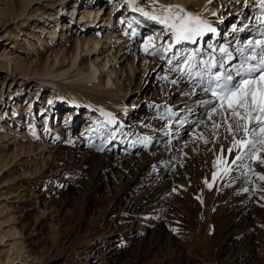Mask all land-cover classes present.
<instances>
[{"label":"rangeland","instance_id":"rangeland-1","mask_svg":"<svg viewBox=\"0 0 264 264\" xmlns=\"http://www.w3.org/2000/svg\"><path fill=\"white\" fill-rule=\"evenodd\" d=\"M48 1L51 0H0V54H2V50H7L8 57L15 58V61L24 64L25 68L37 69L50 62L54 56L52 49L48 45L47 47L42 46L43 44L39 42L40 37L50 41L49 33L46 34V37L41 33L40 25L43 16L40 13L42 10L37 11V8ZM71 1L66 0L65 3L60 4L59 10H63V14L69 15L70 18L75 16L78 19L80 8H76L75 13L72 14ZM254 1L251 0L245 5L249 12L258 8ZM76 2L79 3V0ZM116 2L107 7L108 12L101 17L103 22L110 17L108 14L112 13V23L115 25L118 23V17L122 14V10H125L127 4H121L118 10L112 11ZM79 4L81 6V3ZM25 7L27 9L22 14ZM226 11L229 15L223 26L224 30H219L214 40H219L220 37L222 40L228 31H238L241 24L244 32L242 38L248 40L250 32L258 24L248 22V17L239 13L238 10L234 12L227 9ZM32 13L34 15H31ZM102 13H104V9ZM104 17L105 19H103ZM112 17L109 19L111 20ZM109 19L107 20L109 21ZM127 19L124 18L121 22L122 26L118 27L121 29V33L125 29ZM7 26H9L8 33L4 30ZM146 28V31H142L143 35L141 34L138 39L141 47L146 43L145 36L154 29L149 25H146ZM128 34L129 32L125 31L124 36H128ZM212 34L214 33H207L204 44H210L208 41L213 38ZM254 36H257L256 32H254ZM171 37L172 35L169 34L162 39L161 51L168 47L166 44ZM238 40L233 37V43ZM62 45L63 43L55 45V49ZM67 46L72 47V43L66 45V48H68ZM141 47L137 63L141 67L148 66V73L145 72L142 81V75H140L143 73L142 70L135 75L133 82L128 84L129 79L126 80L127 82L125 81V85L128 88L130 86L128 103L133 99L138 101L131 109H128L130 113L127 112L129 114L124 124L126 127H132L134 132L140 130L142 125L143 127L153 125L157 133L150 138L149 142L139 139L134 143L132 140L131 147H129L130 144L121 146L113 143L103 147L102 144L97 143V135H92L95 132H90V136H86L88 131H82L83 123L95 120L93 115L87 114L86 109L83 108L77 113L81 121L75 125V128L65 127L64 130L59 131L61 136L56 140L55 146L49 147L47 151L26 146L24 152L35 150V153H40L36 156H19L18 165H14V168L6 171L5 180L1 177L0 182L11 177L16 179L15 184L11 183L6 186L0 184V191L5 193V190H8L5 194L11 193L8 197L12 201V211L14 210L13 213L17 217L16 226L22 232V237L19 239L22 240L20 246H23L25 250L21 257H24L25 260L19 264H203L202 259L205 256L203 245L204 242L209 241L207 238L209 234L200 213L201 199H203L201 188L207 187L214 175L212 173L211 179L207 170V166L210 165L207 159L209 145L204 141L205 138L203 137L198 149H193V143L202 137L201 135L204 136L205 130L212 124V118L209 120L211 112L195 107L197 104L194 101L188 102L190 112L187 115L184 114L183 118L180 115L162 112L160 106L166 105L170 99L166 97V94L180 91L178 83L182 77L181 69H179L181 63L175 64L169 59L159 62L154 59L148 61L147 55L141 54ZM189 52L190 50L187 49L182 55L184 56L182 60L187 58ZM4 60L0 61V100L8 104L12 98L9 93L15 90L20 79L14 76L16 71L9 74L15 67L13 66L14 62L8 64ZM154 66L156 67L154 68ZM129 76L127 75V77ZM13 78H15L14 81H12ZM16 80H18L17 83H15ZM140 82L141 84H139ZM13 86L15 87L13 88ZM43 90L44 87L39 92L36 81H32L29 85H23V94L18 95L19 99H17L23 109L20 108L19 112L24 113L20 118L21 123H17L14 119H8L7 109L10 104L3 112L4 115L6 114L5 116L1 113L4 105L0 108V134L2 132L11 134L8 137L10 142H4L9 145L7 147L0 146V155L6 152L11 157L15 156L14 150L19 148L20 144L12 141L14 139L19 141L22 134H18L22 132L28 136L33 134L29 140L25 141L26 144L32 143L36 145L34 147H37L42 143L43 140L36 136L34 127L37 126L38 135L43 134L44 137V132L47 133L43 121L48 115L45 102L48 100L51 89ZM174 96L175 98L179 97V95ZM181 102L180 100L174 102L172 107L178 108ZM205 106L206 104L201 103L203 109ZM12 109L11 106L9 110L12 111ZM65 111L66 107L59 114H49L48 120L51 121V128L60 124V120L65 117ZM86 116L87 119H84L83 117ZM32 121L33 125L30 126ZM3 123L6 125L4 126ZM110 125L109 128H111ZM167 127H171L170 130L175 128V133L177 132L179 135L167 141L169 138ZM49 133L54 134L55 132L49 131ZM161 133L163 134L160 136ZM12 135H16V138ZM78 138L83 139L80 141L81 143ZM88 140L91 141V146H88ZM48 141L50 142L52 139H48ZM87 155H89V159L96 158L88 160ZM100 155L104 156L101 162L97 158ZM161 155L164 159L163 166L155 167L151 171H142L143 162ZM3 161L4 158L0 156V163ZM37 169L39 171L34 173V170ZM249 170L251 171L250 167ZM3 172L4 170L0 174ZM28 172L33 174L29 176ZM99 172L106 176L105 179L101 178L102 181L97 182ZM219 174H221V170ZM232 176L230 174L228 178ZM130 179L131 186H128L127 191H122V184ZM241 181H243V175L237 177L235 185L229 186L223 196L228 197L232 190L236 189L235 187L240 186ZM148 196L152 199L156 198L151 206L147 204L149 200L145 199ZM132 203L136 205L134 206ZM229 203L228 201L218 207L227 206ZM255 205L256 203L245 208L240 227L247 225L246 234L252 233V236L258 239L262 227L259 228V232L253 230V227L257 225L256 221L260 216H264V205L257 204L256 209ZM103 212H105L104 219L98 220L99 222L96 224V218ZM79 222L82 225L77 231L76 224ZM93 226H95L97 236H106L110 240L92 244L84 242V237L90 233ZM210 232L212 235L214 234L212 231ZM120 233L124 234L120 235ZM166 233L178 240L177 246H171L168 243L169 239L167 241ZM196 233L199 234L198 237H196ZM229 237L227 245L224 241H219L226 248L222 250V253H217L218 264H236L235 261L231 262L233 259L232 248L235 243L232 239L233 233ZM263 237L264 234L257 240L256 247L250 252L249 260H251L247 264H256L254 258L257 253H264ZM244 239L242 238V240ZM59 249L62 250L59 251Z\"/></svg>","mask_w":264,"mask_h":264},{"label":"bare ground","instance_id":"bare-ground-1","mask_svg":"<svg viewBox=\"0 0 264 264\" xmlns=\"http://www.w3.org/2000/svg\"><path fill=\"white\" fill-rule=\"evenodd\" d=\"M111 1L112 0H79V3H81L80 6L76 0H72V14L75 13L77 6L80 7V17L78 19H76L75 16L72 18L68 17L69 15L65 16L59 10L60 4L65 3L66 0H51L43 6L37 8V11L42 10L40 14L43 16L40 31L45 37L46 34L49 33L50 37V41H46L44 38L40 37L39 42L40 44H43L42 46L47 47L48 45V47L52 49V55H54L50 62L45 66H39L37 69L25 68L24 64H20L19 61H15V58L11 59V57H8L9 52L6 53L7 50H2L3 52L0 54V61L2 62L3 59H5L8 64L14 62L13 66L15 67L12 69V72H9V74L16 71L14 76L20 79L15 90L9 93L12 98L8 101V104L7 102H1L0 100V108L4 105L1 111L2 114L10 104L7 109V116L9 118L6 116V119H14L17 123H21L20 118L23 117L24 113L21 111L19 112L21 106L17 99H19L18 95L20 96L23 94V85H29L32 81H36V85L39 87V92L41 88L44 87L43 91L51 89V93L48 96L47 102H45V105H47L46 111L48 115L43 121L45 122L44 124L46 125L47 133L45 134L44 132V137L42 136L43 134L38 135L37 126H33L36 136L43 140L42 143L37 145V147H34L36 145L32 143L26 144L25 141L29 140L33 134L28 136L24 132L19 133L18 135L22 134L20 140L18 141V139H14L12 141L13 143L20 144V147L14 150L15 156H9L6 152H4V150V153L0 155L4 158V161L0 163V173L4 170V172L0 174V180L1 177L4 178L6 171L12 167L14 168V165H18L19 156H36L40 153H35V150L24 152L26 146L29 148H37V150L42 149L41 151H44L45 149L47 151L49 147L55 146L57 142L56 140L61 136V132L59 131L64 130L65 127H70V129L75 128V125L81 121V118L77 116V113L83 108L86 109L87 114L90 116L93 115V119L95 120L94 122L90 120L89 123H83L82 131H88L86 136H90L91 133L95 132L92 135H97L96 141L97 143L102 144L103 147H107V145L109 146L112 143L114 145L121 146L130 143L133 144L135 140L139 139L149 142L150 138L156 135V128L153 125H148V127L146 125L143 127L142 125L141 128H139L140 130L134 132L132 127H126L124 124L125 119L130 113L128 109H131L138 101L137 99H133L130 103H128L127 98L129 97L128 92L130 91V86L128 88L127 85H125V81L129 79L128 84L129 82H133L135 75L140 73L141 70L143 71V73L140 74L142 75V77L140 76L142 81L148 68V66L141 67L137 63V59L140 57L139 49L141 47L138 39L142 34V31H146V25H149L150 28L154 27V29L147 34L149 37L146 40V43L141 47V54L145 53L148 61L154 59L159 62L163 59H169L175 64L181 63L179 69H181L180 75H182V77L178 83L180 91H175L174 94L168 92L166 94V97L170 98L168 103L162 107L160 106V110L162 112L165 111V113L180 115L181 118L184 117V114L187 115L190 112L188 110L189 101H194L197 104L195 107L201 108L203 111L210 110L211 112V105H206L205 109H203L201 107V103L202 101L215 100L211 95L202 90V86H198L197 78L200 76L195 75L196 69H199L201 72H206L209 62L212 63L213 59L216 58L218 64H220L221 60H223L224 66H226L227 70L235 71V68L239 67L241 63L240 53H238L236 49L247 45L249 40H252L253 42L257 39L264 40V36L256 31V28L264 26L260 25L255 19V17L260 14L259 5L257 4L258 8L252 10V12H249V9L247 10L245 8L246 3L251 0H155V3H153V0H135V5L144 8L147 12L157 15L159 14V5L179 6L192 12L193 14L200 15L201 19L207 20L211 26L216 29V32L212 34L213 38L208 41L210 42L208 45L204 44V40L208 32H205L203 37H197L195 43L190 41H181L180 43H176L174 35L170 30L165 28L164 25L159 24L158 22H153V20H149L142 16L138 11H134L131 0ZM115 1H117L115 4L116 6H113L112 11L118 10L121 4H127L125 10H122V14L118 17V23L116 25L112 23V13L108 14V16H110L109 18L112 17V19H105L104 17L103 19H105V22H103L104 20L102 21L101 17L108 12V10H106L107 7L112 6L111 4L115 3ZM27 7H25L22 11V14H24ZM103 9L104 13L101 14ZM227 9L231 11L233 10L234 12L238 10L239 13H243L248 17V22L258 24V26L250 32L251 35L248 40H243L242 38L244 34L242 24L239 26L238 31H228L222 40L221 37L219 40H214L217 32L221 29L224 30L223 26L226 24V17L229 15L226 11ZM31 15L34 14L32 13ZM124 18L128 19L126 26L124 27L125 29L121 33V29L118 27ZM107 19H109V21ZM8 27L9 26L4 29L7 33ZM241 28L242 30H240ZM125 31L129 32L128 36H124ZM254 32L257 33V36H254ZM169 34L172 35V37L166 44L168 47H166L167 49L165 48L164 51H161L160 45L161 42H163L162 39ZM233 37H236V39L239 40L233 43ZM56 43H63V45L55 49V45H57ZM66 43H72V47L67 46L68 48H66V45H68ZM146 45L147 50H145ZM171 45L175 47V50L172 53L170 52L169 47ZM41 48L43 49V47ZM221 48H226L228 52L231 53L232 58L229 59L227 54H222L220 52ZM187 49L190 50V52L187 55V58L182 60L184 57L182 55L185 54ZM257 51L259 50L257 49ZM248 54V52L245 53V55ZM157 56L161 57L158 58ZM188 57H191V59H188ZM251 63H255V61H252ZM155 67L156 66H154V68ZM127 75L130 76L127 77ZM236 79H238V77H234V80ZM14 80L15 78H13L12 81ZM17 81L18 80H16L15 83H17ZM139 84H141V82ZM11 85L12 82L10 83V86ZM14 87L15 86H13V88ZM38 94L35 95L36 98ZM174 95H179V97L175 98ZM2 96H4V93H2ZM179 100L182 101L180 106H178V108H173L172 104ZM11 106L13 108L12 111L9 110ZM65 107L66 111L64 119L60 120V124L58 126L51 128V121L48 120L49 114H59L63 108L65 109ZM21 110L23 109L21 108ZM73 111L74 113H72ZM127 112L129 113L127 114ZM83 118L87 119V116ZM32 123L33 121L30 122L29 125L32 126ZM227 123H232L231 118L229 117L228 121L225 122L219 115V109H217V113L212 114V124L205 130V135H201L202 137L195 140L194 143L192 141L193 149H198L199 146H201L203 137L205 138L204 141H207L206 143L209 145L207 153L209 155L207 159L210 163V165L207 166V170L210 178L212 177V173L215 176V179L213 178V180L210 181L209 185H211V187L207 185V187L201 188L203 199H201L202 210L200 209V213L209 234L207 235L209 241L204 242L205 244L203 245L205 253L204 258L202 259L203 264H218L217 253H222V250H225L226 248L223 247L219 241H224L227 245V243H229V236L231 233L234 235L232 239L233 242H235L233 244L234 248H232L233 259H231V262L235 261L236 264H247L248 261L251 260H249V256L251 255L250 252H252L256 247L259 237L264 234V216H260V218L256 221L257 225L253 227V230L255 229L258 232L259 228L262 227L259 233L260 235L258 234V239H255L254 236H252V233L246 234L248 229L247 225L240 227V221L244 215L243 212L245 208H249V206H253L255 203V209L257 204L264 205V180L259 179V175H264V164L260 163V160H264V151H260L258 153L259 159L256 157L250 159L247 155H245L242 160H235L237 152L240 151V149L232 148L233 133L235 132V128L233 126V133H229L226 130ZM214 124L219 125V127H215ZM3 125L5 126L6 124L3 123ZM109 125L111 128H109ZM252 126L254 125H250V127ZM170 128L171 127L166 128V130H169L168 132L170 133H167L169 137L167 141H169L170 138H174L179 135L177 132L175 133V128L171 130ZM49 131L55 133L51 134ZM162 134L163 133H161L160 136ZM235 135L236 138L239 139L243 136V133H236ZM10 136V133L2 132L0 134L1 147H7V145H9V143L6 144L4 142H10L8 140V137ZM12 136L16 138V135ZM48 139H52V141L47 142ZM78 139L79 142L83 140L82 138ZM90 142L91 141L89 140L87 141L88 146H91ZM131 144L129 147H131ZM230 148H232L231 152L228 150ZM243 151L247 153L248 150L244 149ZM87 156L88 160L96 158L92 157L89 159V155ZM218 157L219 162L217 159ZM97 158L100 159L99 162H101L104 156L100 155ZM162 158V155L158 157L154 156L147 162H143L141 166L142 171H151L154 170L155 167L163 166L164 159ZM249 167L251 171L249 170ZM225 169L230 170L225 171ZM220 170L221 174H219ZM38 171L39 169L34 170V173H37ZM28 174L31 176L33 173L28 172ZM230 174L233 176L228 178ZM240 175H243V181L240 182V186L235 187L236 189L232 190V193L225 198L223 196L224 193L229 186L232 187V185L236 183L237 177ZM105 176L106 174L99 172L97 175V182L102 181L101 178L105 179ZM11 183H16V179L14 177H11L4 182H0V184L5 186L11 185ZM131 183V179L125 181L121 187L122 191H127V188L129 185L131 186ZM245 189H247V191H245ZM7 191L5 190V193ZM163 191L161 192L163 193ZM5 193L4 191H0V264H19L22 260H25L24 257H21L25 253V250L23 246H20L22 243L20 241L22 240L19 239L22 237V232H20L16 226L17 217L13 213L14 210L12 211V201H10V197H8L11 193ZM145 199L149 200L147 202L149 206L154 204V200H156L155 197L152 199L149 196ZM228 201L230 203L227 206H223L221 208L218 207L220 204H226ZM132 205L135 206L136 204L132 203ZM104 215L105 212L99 214L95 221L96 224L99 222L98 220L104 219ZM80 225H82L81 222L76 224L77 231L80 230ZM95 226H93L90 233L84 237V242L92 244L95 242L102 243L110 240L107 239L106 236H97ZM210 231L214 234L212 235ZM123 234L124 233H120V235ZM167 234L168 233H166L165 236H168L166 238L167 241L169 239L168 243L171 244V246H177L178 240H175L172 235ZM198 235L199 234L196 233V237H198ZM242 238L245 239L242 240ZM61 250L59 249V251ZM254 260H256V264H264V253H257Z\"/></svg>","mask_w":264,"mask_h":264},{"label":"snow or ice","instance_id":"snow-or-ice-1","mask_svg":"<svg viewBox=\"0 0 264 264\" xmlns=\"http://www.w3.org/2000/svg\"><path fill=\"white\" fill-rule=\"evenodd\" d=\"M131 2L134 11H138L147 19L156 21L170 30L176 43L181 41L195 43L196 38L203 37L205 32H216V29L207 20L201 19L200 15L193 14L179 6L159 5V14L157 15L135 5V0H131ZM255 3L260 8V14L255 19L260 25H264V0H255ZM256 31L264 36V26L256 28ZM145 50H147V45ZM236 51L240 53L241 63L239 67L235 68V71L226 70L224 73H213L211 62H209L206 72H197L195 75L208 77L207 86L202 90L211 92L215 98V100L202 101V103L212 106L209 119L219 109V115L225 122L229 117L232 120V123L226 124V130L233 133V126L235 128L232 148L240 149L235 160H242L245 155L250 159L253 157L259 159L258 153L264 151V40L257 39L254 42L249 40L247 45L236 49ZM220 52L227 54L229 59L232 58L226 48H221ZM246 52L249 54L245 55ZM252 61L255 63H251ZM220 67H224L223 60H221ZM234 77H238L235 82ZM250 125L254 126L250 127ZM214 126L219 127L215 124ZM236 133H243V136L237 139ZM232 148L229 149V152L232 151ZM244 149L248 150L247 153L243 151ZM217 159L219 162V157ZM260 163L264 164V160H260ZM229 170L225 169V171ZM213 178L215 179V176ZM259 179L264 180V175H259Z\"/></svg>","mask_w":264,"mask_h":264}]
</instances>
